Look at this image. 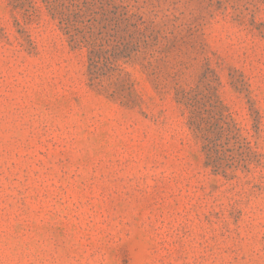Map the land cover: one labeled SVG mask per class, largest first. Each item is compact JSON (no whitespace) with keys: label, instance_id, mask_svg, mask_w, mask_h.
Here are the masks:
<instances>
[{"label":"rangeland","instance_id":"374dc122","mask_svg":"<svg viewBox=\"0 0 264 264\" xmlns=\"http://www.w3.org/2000/svg\"><path fill=\"white\" fill-rule=\"evenodd\" d=\"M0 0V264H264V0Z\"/></svg>","mask_w":264,"mask_h":264},{"label":"trees","instance_id":"16d2710c","mask_svg":"<svg viewBox=\"0 0 264 264\" xmlns=\"http://www.w3.org/2000/svg\"><path fill=\"white\" fill-rule=\"evenodd\" d=\"M47 7L49 8L50 12L53 14V16H59L60 18V23L63 24L65 23V18L63 17L64 15H62V12L58 11V7L55 5V1L53 0H45Z\"/></svg>","mask_w":264,"mask_h":264}]
</instances>
